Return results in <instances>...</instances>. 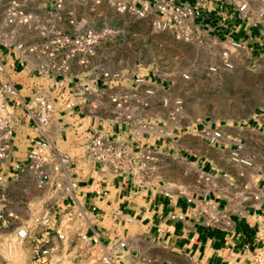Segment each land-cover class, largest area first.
<instances>
[{
  "label": "built area",
  "instance_id": "obj_1",
  "mask_svg": "<svg viewBox=\"0 0 264 264\" xmlns=\"http://www.w3.org/2000/svg\"><path fill=\"white\" fill-rule=\"evenodd\" d=\"M204 1L155 0L137 6L132 0H55L48 15L42 17L26 10L21 0H0V264H15L12 258L17 247L26 249L25 264H156L133 253L126 236L106 241L101 238L97 225L105 212L96 203L87 204L81 199L78 181L73 177L76 156L53 144L49 127L56 97L62 98L65 87L72 82L67 108L74 107L79 97L91 96L93 108L123 126L121 137L91 129L78 137L82 159L96 162L101 173L126 182L135 173L147 174L151 170L147 163L154 160L153 149L139 146L133 137L180 133L186 126L184 101L171 94L170 85L163 79L93 62L100 44L113 31L77 25L69 5L106 2L120 13L149 18L155 31H170L177 40L188 42L208 36L211 45L218 47L219 56V63L208 65V72L232 69L233 58L240 52L252 57L254 50L247 43L250 37L234 39L233 30L219 37L215 26L196 20ZM217 1L219 8L230 6L231 12L247 23L260 24L264 33V0ZM218 26L226 28L223 18ZM16 63L43 80L28 96L12 77ZM75 66L81 70L75 71ZM182 76L188 78L189 74ZM44 83L56 90V97L47 94ZM155 99L166 109L159 121L148 115ZM191 123L195 122L188 125ZM22 124L32 128L35 135L28 140L24 158L19 159L13 156L14 138ZM198 132L212 146H219L225 139L223 130L211 123ZM228 142V156L234 166L243 169L255 165L256 154L246 149L243 139L230 138ZM202 178L210 181L208 175ZM6 179L22 183L19 194L8 191L3 183ZM255 191V198L263 193L260 188ZM102 193L101 188L95 190V195ZM165 194L171 196L168 191ZM203 206L205 223H216L219 214L215 203L205 199ZM108 215L117 224L132 221L118 208L110 209ZM195 264L224 263L200 259Z\"/></svg>",
  "mask_w": 264,
  "mask_h": 264
},
{
  "label": "crops",
  "instance_id": "obj_2",
  "mask_svg": "<svg viewBox=\"0 0 264 264\" xmlns=\"http://www.w3.org/2000/svg\"><path fill=\"white\" fill-rule=\"evenodd\" d=\"M21 1L26 10L46 17L55 0ZM132 1L140 6L155 0ZM218 4L217 0H205L196 20L202 25L215 26L219 37L231 30L234 39L250 37L247 43L253 48V53L260 51L264 54L261 25L249 24L233 14L230 6L225 5L221 9ZM220 18L226 23L224 29L218 26ZM99 55L94 57L93 62L100 63ZM74 70L79 71L81 67L75 66ZM12 77L24 96L30 95L35 85L43 81L33 72L22 70L18 63ZM72 87L71 82L65 87L62 98H57L56 90L53 91L49 83H44L47 94L56 97L49 136L59 150L76 156L73 177L78 181L81 199L87 204L96 203L99 210L105 212L97 225L104 241L126 236L133 253L152 259L156 264H195L200 259L206 263L264 264V169L256 164L240 169L230 162L228 154L231 145L228 139L240 137L237 126H232L228 135L224 133L225 139L219 146L209 145L198 132L204 125L202 122L186 125L180 133L171 137L153 134L133 137L139 146L153 149L154 160L147 163L151 166L147 174L135 173L133 178L122 182L120 177L111 178L101 173L96 162L84 161L82 148L77 143L80 141L78 137L88 129L121 137L123 126L111 122L99 108H93L91 96H81L76 99L74 107L67 108L65 102L72 98ZM148 115L159 121L166 115V109L155 99ZM261 119L264 123V117ZM34 135L28 125L19 126L14 138L15 158H24L28 140ZM170 162L187 166L189 180L182 176L173 182L163 180L160 174L164 177L166 174L159 170ZM205 175L210 177V181L203 180ZM202 182L204 189L200 188ZM3 183L8 185L12 195L20 193L21 182L6 179ZM98 188L103 193L95 195ZM255 188L263 192L257 198L253 197ZM178 189L182 192L178 193ZM205 199L215 203L219 214L216 223H205L202 213ZM112 208L131 216L132 221L114 223L108 215Z\"/></svg>",
  "mask_w": 264,
  "mask_h": 264
},
{
  "label": "rangeland",
  "instance_id": "obj_3",
  "mask_svg": "<svg viewBox=\"0 0 264 264\" xmlns=\"http://www.w3.org/2000/svg\"><path fill=\"white\" fill-rule=\"evenodd\" d=\"M69 6L77 25L113 31L99 46L101 65L163 79L171 94L184 101L185 125L211 123L226 135L237 126L246 149L256 154L255 164L264 169V54L258 51L251 57L240 52L233 58L232 69L208 72V65L219 63L218 47L211 45L208 36L177 40L170 31H155L149 18L120 13L106 3L72 2ZM159 171L166 174H160L165 181L181 176L189 180L187 166L180 163L170 162ZM200 188H205L204 182ZM15 250V264H25V247Z\"/></svg>",
  "mask_w": 264,
  "mask_h": 264
},
{
  "label": "bare ground",
  "instance_id": "obj_4",
  "mask_svg": "<svg viewBox=\"0 0 264 264\" xmlns=\"http://www.w3.org/2000/svg\"><path fill=\"white\" fill-rule=\"evenodd\" d=\"M16 251H17V250H15V252H14V254H13V258H12L13 260H15V258H16Z\"/></svg>",
  "mask_w": 264,
  "mask_h": 264
}]
</instances>
